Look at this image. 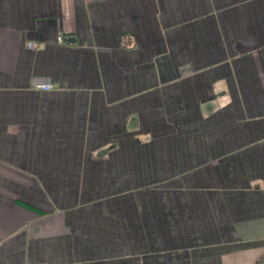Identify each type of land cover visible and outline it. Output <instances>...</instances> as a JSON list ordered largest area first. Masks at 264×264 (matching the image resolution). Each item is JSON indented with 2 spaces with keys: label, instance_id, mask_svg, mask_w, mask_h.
Returning <instances> with one entry per match:
<instances>
[{
  "label": "crops",
  "instance_id": "obj_1",
  "mask_svg": "<svg viewBox=\"0 0 264 264\" xmlns=\"http://www.w3.org/2000/svg\"><path fill=\"white\" fill-rule=\"evenodd\" d=\"M0 264H264V0H0Z\"/></svg>",
  "mask_w": 264,
  "mask_h": 264
},
{
  "label": "built area",
  "instance_id": "obj_2",
  "mask_svg": "<svg viewBox=\"0 0 264 264\" xmlns=\"http://www.w3.org/2000/svg\"><path fill=\"white\" fill-rule=\"evenodd\" d=\"M59 39H61V37ZM37 88H39L40 90H51L54 88V84L51 82H45V83L38 84Z\"/></svg>",
  "mask_w": 264,
  "mask_h": 264
}]
</instances>
